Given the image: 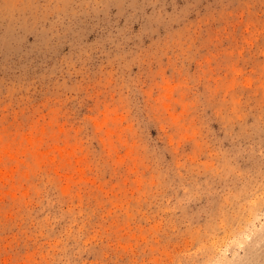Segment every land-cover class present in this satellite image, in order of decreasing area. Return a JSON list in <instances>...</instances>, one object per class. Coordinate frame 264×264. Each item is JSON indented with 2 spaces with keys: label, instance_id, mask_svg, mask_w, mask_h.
Returning <instances> with one entry per match:
<instances>
[{
  "label": "rangeland",
  "instance_id": "374dc122",
  "mask_svg": "<svg viewBox=\"0 0 264 264\" xmlns=\"http://www.w3.org/2000/svg\"><path fill=\"white\" fill-rule=\"evenodd\" d=\"M0 264H264V0H0Z\"/></svg>",
  "mask_w": 264,
  "mask_h": 264
}]
</instances>
